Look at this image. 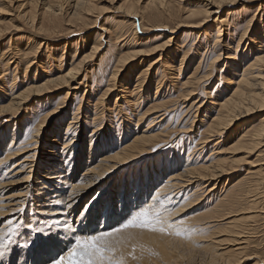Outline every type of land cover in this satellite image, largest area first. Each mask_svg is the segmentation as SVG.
Returning a JSON list of instances; mask_svg holds the SVG:
<instances>
[{"label":"bare ground","instance_id":"6f19581e","mask_svg":"<svg viewBox=\"0 0 264 264\" xmlns=\"http://www.w3.org/2000/svg\"><path fill=\"white\" fill-rule=\"evenodd\" d=\"M206 1L207 3L200 7V9L196 8L189 11L186 15L187 22H185L188 26L187 28H191L190 33L193 32V34H197L203 29V31H201L203 32V40L200 42L198 40L196 43H191L190 41L186 43L183 39L180 45H178L176 52L171 51L169 46L174 44L176 36L173 35L180 26H183L181 25L183 23L180 24L179 22V24H177L178 26L176 25V27L172 29L171 27H167L168 24L161 22L160 17L162 15L164 16L165 13H171V11H169L168 0H148L143 8V12H148L147 16H149L148 18L150 22H152V25L150 22V25L146 22L150 28L146 27L147 29H142V32H150L154 28L158 29L159 27H157V25H161L160 28L167 31L169 30L168 34H170H162L159 37L160 40H155L158 38L156 37L152 40L153 43L151 42V44H153L152 47L146 46V44L150 42L149 40L151 37H149L146 40L144 39L146 42L142 43L144 49L135 51L133 47L134 50H132L126 46L128 45V36H131V41L138 39L134 29L132 27L130 30L128 29V35L124 32L115 31L113 39L115 43L118 44L117 47L121 48L127 45L124 48V54L118 57L117 62L115 61L116 65L112 67L109 75L106 77L104 88L99 90L95 97L94 94H96V92L91 93L87 98L84 109L88 112L85 118L90 127L93 125L89 135H87V137H89L88 147L85 144V140L80 137V130L82 127L81 122L78 121V111L83 106V101L73 109L72 121L70 120L65 127H63L64 125L60 126L61 120L59 118L55 123L56 126L48 130L49 125H47L48 119L46 118L49 117V112L46 113V111L36 124L33 136H31L26 143L24 140L18 141V139L14 141L17 134H15V130H10L12 125H9L7 129L3 130V138L0 139V212L5 209L7 214L13 217L11 220L12 224L15 223L16 220H20L21 216L14 217L12 214L17 213V207H22L29 203V199L33 196L31 193L34 190L36 193L34 195H38V197H34L32 201H34L33 206L36 207L35 211H37L38 215H46L49 222L53 220L51 221L53 224L60 223L58 226L53 227V234H50L53 236L52 240L49 241L52 246L50 244L49 246L47 245V249L41 252V257L55 255L53 241L67 240L68 236H70L73 231L77 234H84L88 231L106 230L105 228L107 227L104 226L106 221L105 217H108L110 212L112 216L118 218L124 213L129 215L133 211H138L140 208L146 206L150 208L152 206V208L149 209L150 214L152 213L154 216L156 213H159L160 218L165 220L169 210H171L174 205L178 204V211L176 214L180 215L197 207V213L194 217L204 218V220H206L205 224L208 225L214 222L222 223L221 225L223 227L219 232L227 234L225 238H220V236H223L220 235L222 233L214 237L216 233H219L215 232V230L206 233L205 237L210 240L206 246L203 247L206 251L204 255L206 254L207 264H243L245 260H248L247 257L256 259L252 264H264V258L259 259L255 256L251 257L248 255H243L244 259L241 258L244 247L248 245L246 232H248L249 229L247 228L248 231H246L241 228V226L239 227V222L242 220L248 219V221L254 224L256 219H258L261 214H264V162H262L260 158L262 157L261 149L264 146V26H257L255 27L256 30L253 31L254 24H251L249 21V23L244 26L240 36H237L238 40H235L236 42L234 41L235 45L230 46L232 43L229 44L221 39L222 32L227 30L226 22L228 20L226 18L221 19L216 15L217 10L223 5L222 3L224 1ZM230 1L233 4L237 0ZM2 2L3 1H1V3ZM19 2L17 8H19V10L20 8L23 9L21 13L22 16L29 21L24 20L29 24L28 27L31 28L29 32L40 37V40H43V37L44 39L53 37L52 35L54 34H49V32L57 33L56 16L58 12H55V6H53L58 3L57 0H46V3L44 1L41 2L40 5H43V7L44 4L48 6L47 8L45 6L46 9H43V11L41 10L42 12L39 14H37L36 11L37 0H20ZM93 2V0H72L73 10H71L69 14L68 23L81 21L85 16L92 14L91 12L95 11V9L97 10L98 8H96ZM125 3L126 4L123 5L124 17L132 19L134 16L138 17V13L141 14L142 11L141 8L139 11L138 4L130 0L125 1ZM226 15H229V12ZM100 16L102 15H96L93 22L97 23ZM141 16H139V18H141ZM168 16H170V14ZM213 17L214 20L212 22H214L215 27L211 30L207 28L209 26L207 22ZM143 18L144 16L142 17V21H140L141 27L144 24ZM158 18L160 21H158ZM153 22L156 24H153ZM99 30L102 31V34L99 36L100 38H102L103 34H108L107 31L101 27ZM6 31L7 32H4V29H0L1 42L5 35L9 33L8 30ZM233 34V32H229V36L233 37ZM245 39L248 40L246 44ZM122 42L124 43L122 44ZM36 44L37 43H35V45ZM10 45L8 43L7 50L5 48L0 49V92L5 97H9L6 104L0 105V117L5 115L10 116L7 117V119L4 117L2 118H4L5 123L11 121L13 126H16L17 123L14 122L12 118H18L16 117L18 113L30 105V97L32 95L38 94L39 96L44 93L47 94L48 92L50 93L51 91L63 88V86L64 88L67 86L69 87L67 91L65 90L66 92L62 95L57 105L50 110L52 111L51 114L64 111L69 103L68 95L78 89L77 86L71 84L75 81V76L81 72L80 70L83 64L86 63L88 59H93L99 51V48H101V42L99 39H95L92 45L89 46V51L83 54L82 58L77 61V63H71L68 72L64 75L52 78L50 75H47V71L41 69L42 72L46 74L47 78L39 84L41 79L40 77H36L38 68L34 70L32 77H27V75L29 74V68L38 64L40 58L38 55L40 51L38 49L42 46V43L40 42L37 46H29L24 50H16L15 48L17 47L11 48V46L14 45ZM243 45L244 50L241 51V46ZM166 52V58L164 57L165 59H162L163 61L161 62L156 61L157 59H154V61L152 59L150 63L143 65V62L139 60L141 56L146 55L147 57L153 53H158L159 55L157 56L161 58ZM177 54L179 57H177ZM197 54L200 56L199 58L196 56ZM22 59L27 63L26 65L24 64L26 69L24 68L25 72L23 73L24 75L21 76L20 81L22 83L21 85L24 84L23 87L25 88L22 92L15 94L14 88L18 85L16 83L15 72L18 71ZM51 59L54 60L53 57H51ZM176 59H178V61ZM206 60H208L207 63ZM73 62L75 61L73 60ZM219 62H223V65L220 70L219 79L217 78L219 84L215 88L216 90L212 95L206 93L207 99L210 100L209 103H207L208 101L206 100L205 104H202L204 101L201 100L199 104H197V107H195L197 113L200 108L205 109V112L203 111L204 117L202 121L200 120V124L195 129L192 124L190 126L194 131L199 130V128L204 125V130L202 129V132L200 130L197 131L199 132L197 135L198 137L194 139L197 140V143L194 142L196 145L193 143L194 146L191 147V145H189L186 147L187 149L183 148L184 145L180 147L176 146V149L174 148L170 153L164 154L157 159L156 163L153 162V164L151 163V165L143 169L137 168L136 174L134 176L131 175L133 177L129 179L130 190L122 186L120 190L116 192L118 195L115 200H118V205L116 204L117 206L115 207V200H113V194L110 188L106 186V183L101 186L100 184L110 178L112 179L121 166L131 164L140 157L143 159L151 156L157 151H161L163 147L169 144L170 141H168L169 137L167 135L170 128L168 127V123H164V121L170 111V107H172L170 100L172 93L175 92V86L178 83L179 77L181 74H186L185 79L180 83V89H177V91L181 94L180 97L182 100L184 99L188 100V102H192L190 105L193 106L194 102L196 103V96L194 95L196 89L200 87L199 84L206 81L210 83V81H212L213 72L215 73L216 71L217 73L216 64ZM204 63H206V66ZM11 65L13 66L12 71L10 70ZM57 65L59 67V62ZM104 73L105 72L102 73V76ZM10 74L13 75L12 78L9 76ZM106 74L108 73L106 72ZM123 74L124 77H122ZM29 80H31L30 83H28ZM35 80L37 82H34ZM168 80H170L168 82L169 86H166ZM153 84L155 85L154 88L152 87ZM90 90L92 89L90 88ZM151 90L154 91L153 96H149L150 92L152 93ZM115 92L117 96L115 102H113V108L121 106V104L116 102L119 96L120 100H124V104H126L128 109H131L132 106L139 108L140 102L143 100H150L149 104L147 103L148 107L142 112L140 109L137 110L138 113L135 116L136 123L133 125L140 126L147 122L144 128L141 129V133H134L129 142L123 143L124 145L121 144L120 146L115 144L124 140L122 136L123 131H126V138L133 129L131 128V122L130 124L126 122L127 124H125L122 130H114L115 132L111 131L110 133H108L109 129L105 127V123H109V120L108 122L106 121L113 113L111 111L113 109L111 107V109H107V106L104 105V100ZM85 93L88 95V91ZM92 97H94L95 100H91L93 99ZM114 110L118 111L117 113L123 112V114H126L123 108ZM89 111L92 114L91 118V114L88 115ZM260 112L262 115L260 114L261 117L256 124L249 120L248 123L245 122L242 127L236 128L240 121L248 120V118ZM199 113L201 116V110ZM195 117L196 115L193 120L196 119ZM163 124H165V127H162ZM108 127L110 128V126ZM15 128H17V126ZM154 128L159 129L152 132L151 130ZM190 128L188 129L189 132ZM135 129H138V127ZM182 131L185 132L184 130ZM91 132L92 137H90ZM43 134H46V143L41 139ZM212 139H215L214 143ZM224 140L226 141L227 147L221 149L219 146ZM211 141L213 144L210 146L209 154L207 157H204L201 162L200 157ZM251 152L257 153L255 157V159H257L252 161L250 165L246 164L249 165L245 172L246 177H242L244 182L246 180L248 181L246 186L239 183L242 179L230 186L228 185L229 182H227L226 185L223 184L220 188V192L217 191L219 192L218 194H213L211 197L208 196L210 198L202 205L203 201L201 200L205 199L204 197L207 196L206 194L212 193L214 190L218 189V184L222 183L225 177L234 170L233 168H229L231 170L229 171V169L225 167L227 166L224 164L227 162H225V160L230 158L235 161V156L243 154L245 155L244 157H246V154H251ZM98 153H101V155L95 159ZM252 156H254V154ZM239 158L241 159L242 157ZM228 162H230V160ZM237 170L238 169H235V172H237ZM249 181L251 182L249 183ZM143 186L146 192H150V196L148 195L149 199L139 205L131 206L128 203L129 193L134 190L135 195H132L133 193L131 194L132 199L134 198L135 201L137 195H139L138 199H140V191ZM12 188L15 189L13 192L10 191ZM93 188H97V192L93 195L92 200L89 199V205H86L78 215H73L76 207L86 200V196ZM241 189H243V191L240 195H234L235 191L240 192ZM7 192H9V194H6ZM126 192H128V194ZM243 193L249 194V198L251 197L249 202L251 204L246 202L248 205L245 204V206H243L241 201L246 198H244ZM259 193H261V196ZM141 198L144 200L143 196H141ZM102 200H104V202ZM135 204L136 203H133V205ZM259 207L261 210L258 209ZM104 211L105 213H102ZM125 218L126 217L122 216L119 221L121 222ZM99 220L101 223L99 226H96L95 223ZM169 227L175 228L180 232L182 230L187 231L189 228L181 224H175ZM4 232H7L6 227H1L0 233ZM137 234H139L143 243L148 245L153 243L157 245L164 257L171 255V251V253L167 252V246H169L167 242H169V240H166L163 231H153L149 228H143L138 231ZM211 236L213 237L210 238ZM13 245H11V249ZM13 254L14 256H18V260L21 263H24L28 259L26 253L15 252L12 249L7 253L6 257L0 258V264H11L10 255ZM27 263L31 264L30 257Z\"/></svg>","mask_w":264,"mask_h":264},{"label":"rangeland","instance_id":"374dc122","mask_svg":"<svg viewBox=\"0 0 264 264\" xmlns=\"http://www.w3.org/2000/svg\"><path fill=\"white\" fill-rule=\"evenodd\" d=\"M1 1H3V2L1 3ZM19 1L18 0H0V3H1L0 4V29H2V30L4 29V32H7L6 30L9 31V33H7L5 35L2 42L0 41V49L5 48L7 50L8 43H9V45L10 44L14 45V46L10 45L11 48L17 47V48H15L16 50H18V49L24 50L25 48H27L29 46H33V45L37 46V44L39 45V43L41 42L42 46L38 49L40 51L38 54L40 56L38 64L30 67L28 70L29 74L27 75V77L28 76L32 77V75L34 74V70L36 68H38V70L36 71V73H37L36 77L37 78L40 77V79H41L39 84L45 78H47L46 74L43 73L42 70L47 71V75L48 76L50 75V77H52V78H55L59 75L66 74L70 68L71 63H74V64L77 63V61H79L82 58V55L86 54V52L89 51V48H90L89 46L92 45V42L95 41V39H99V41L101 42V46H100L101 48H99V51L96 53V56H94L93 59H88L87 62L83 64V66L80 70L81 72H79V74H77L75 76V78H74L75 81L71 84H74V86H77L79 90L78 89L74 90V92L72 94L68 95L69 103L67 104V108L64 111H60L59 113L51 114L52 111H50V110H52L53 107H55L57 105V103L61 99L62 95L67 91V89L69 87L66 86L64 88V86H63V88H60L56 91H51L50 93L48 92L47 94L44 93V94L39 95V96H38V94L32 95L30 97L31 98L30 99L31 100L30 105H28L24 110H21L18 113V115L16 116L18 118H15V119L12 118V120L17 123V125H16L17 128H15L16 126H13V124H11V121L8 123H5L4 118L7 119V117H10V116L5 115V116H2L4 118L0 117V136H1L0 139L3 138L2 137L4 134L3 130L7 129V127L9 125H12L10 130L11 131L15 130V134H17L15 136L14 141H16V139H18V141L24 140V142L26 143V141H29V138L31 136H33V133L35 131L34 128L36 127V124L38 123V121L41 119V117L44 115V113L46 111H47L46 113L49 112V114H48L49 117L46 118V119H48V122H47V125H49L48 130H50L56 126L55 123L59 120V118L61 120L60 126L64 125L63 127H65V125H67L68 122H70V120L72 121V112L74 111L73 109H75L80 104V102L82 103V101H83V103H82L83 106L78 111L79 112L78 121L81 122V127H82L80 130V132H81L80 137H82V139L85 140V144L88 147L89 137H87V135H89L90 129L93 127V125H92V127H90L87 124V119L85 118V115L88 111H86L84 109V106H86V101H87L88 96L91 93L96 92V94H94V97H95L98 94L99 90H102V88H104V85L106 83V77L109 75V72L112 69V67L114 65H116L118 57L121 54H124V52H125L124 48L127 44L128 45L126 47H129L132 50L135 49V51L136 50L138 51L139 49L140 50L144 49V46H142V43L146 42V41H144V39L146 40L147 38L151 37L149 40L150 41L149 44L147 43L146 46L152 47V45H153V44H151V42L153 43L152 40H154L156 37H158V38L155 40H158L162 34L170 35V34H168L169 30L168 31L163 30V28H160L161 25H157V27H159L158 29L154 28L150 32H142V29L150 28V26L148 27V24L150 22V20L148 18L149 16H147L148 12L147 11L143 12L144 11L143 8H144V6L148 0H130L131 2L133 1V3H135V4H138L137 6H138L139 11H140V8L142 11L141 14L140 13L137 14L138 17L134 16L132 19H128V18L123 16L124 15L123 5L126 4L125 1H128V0H93L94 1L93 4L96 5V8H98V9L97 10L95 9V11L91 12L92 14L85 16L81 21H76V22L70 23V24L68 23L69 21H67V20H69V14H70L71 10H73L72 9V0H57L58 3L53 5V6H55L54 7L55 12H58L57 13L58 18L56 16V24H57L56 26L58 28L57 27H56L57 29L55 28L57 33L49 32V34H52V33L54 34V35H52L53 37H49L50 39H44V37H43V40L42 39L40 40V37H37V36L33 35L31 32H29L30 31L29 29H31V28L28 27L29 24L27 22H25L27 19H25L22 16L21 10H23V9L20 8V10H19V8H17L18 4L20 3ZM37 1H38V3H37L36 11H37V14H39L40 12L43 11V9H46L48 5L44 4V7H43V5H40V3L43 1L46 3V0H37ZM223 1L225 3L224 2L222 3L223 5L217 10L216 15L219 16L221 19L226 18L228 20L226 22L227 30L226 31L224 30L222 32L221 39H223V41H225V42H228L229 44L232 43V44H230V46L235 45L234 43L238 40L237 36L238 35L240 36V34L243 31L244 26L247 23H249V21L251 22V24H254L253 31L256 30L255 27H257V26H264V0H237L233 4L231 3L230 0H223ZM168 2H169V8H170L169 11H171V13L169 12V13H165L164 16L162 15L160 17L161 22L168 24L167 27H171L172 29L175 28L176 25L179 24V22H180V24L183 23V24H181L183 26H180L178 28L177 32L173 35V36H176L174 39L175 45L172 44V46H169L170 50L176 52L178 45H180V43L183 41V39L185 40L186 43H189L188 41H190L191 43L192 42L196 43V41H198V40H199V42L202 41L203 40V38H202L203 32H201V31H203V29H201L200 32L197 34H193V32L190 33L191 28H187L188 26L185 22H187L186 21V18H187L186 15L189 11H191L192 9H196V8L200 9V7L204 6V4L207 3V1L206 0H168ZM45 6H46V8H45ZM258 6H259V8H258ZM228 12H229V15H226V14H228ZM167 14L168 15L170 14L171 17L168 16ZM96 15H102V16H100L98 18L97 23H94L93 20L96 18ZM139 16H141V18H139ZM143 16H144V18H143L144 24L142 23L143 26L141 27L140 21H142ZM138 19H139V21H138ZM168 19H169V21H168ZM210 19L211 20L207 22V24L209 25L207 28L213 30L215 27L214 22H212L214 20V17L210 18ZM160 20L158 18V21H160ZM150 23L152 25V22H150ZM99 24H101V25H99ZM153 24H156V23L153 22ZM88 25H90V26H88ZM100 27L105 29L108 33V34H103L102 38L99 37L102 34V31L99 30ZM131 27L134 29L135 34L137 35L138 39L131 41V36H128L127 37L128 43L121 48L117 47L118 44L115 43V40L113 39L115 31L124 32V33H126V35H128L127 34L128 29L130 30ZM12 28L13 29L15 28V29L13 30ZM17 30H19V31H17ZM229 32L234 33L233 37L229 36ZM48 36H50V35H48ZM251 37H252V33H251ZM38 38H39V40H38ZM8 40H9V42H8ZM124 42H122V44ZM247 42H248V40L245 39V44ZM35 43H37V44L35 45ZM45 43H46V46H45ZM131 43H133V44H131ZM139 43H141V44H139ZM133 47H134V49H133ZM242 50H244V45L241 46V51ZM74 54H75V56H74ZM157 55H159V54L153 53L152 55L147 56V57H146V55L141 56L139 60L143 62V65L150 63L152 61V59H153V61H154V59L155 60L157 59L156 61L161 62L166 58L167 52L165 53V55H162L161 58ZM196 56L198 58L200 57V56H198V54ZM51 57H53L54 60H52ZM177 57H179L178 54H177ZM70 59H72V60H70ZM73 60L75 62H73ZM176 60L178 61V59H176ZM58 62H59V67L57 65ZM207 62H208V60H206V63ZM206 63H204L205 66H206ZM24 64L26 65L27 63L24 59H22V63L18 69L19 72L18 71L15 72L16 83L18 84L16 86V88H14L15 94L22 92L25 88V87H23L24 84L21 85L22 83L20 82L21 76L24 75L23 73L25 72V69H26L25 68L26 66ZM55 64L57 65V67ZM50 65H51V67H50ZM216 65H217V73H216V71H215V73L213 72L212 81H210V83L208 81L203 82V83H201L203 85L199 84V86L201 88L198 87L196 89V93L194 94L196 96V98H195L196 103L194 102L193 106L190 105V103H192V102H188V100H184V99H183L184 100L183 101L180 97L181 94H179L178 93L179 91H177V89H180L181 81H183L185 79V76H186V74H181V76L178 79V83L175 86L176 87L175 92L172 93V97L170 100L172 103L171 104L172 107H170V109H169L170 111L168 112L167 117L165 118V121H164V123H166V122L168 123V127L170 128L169 129L170 131L167 135L169 137L168 141H170L169 144L166 145V147H163V149L161 151L159 150L151 156H148V157L143 158V159H142V157H140L139 159L134 160L131 164L121 166L120 168H118L117 173L115 174V176L112 179L110 178V179L106 180L105 182H102V184H100V186L104 185L105 183L107 184L106 186L110 188V191L113 194V200L116 199V197L118 195V193H116V192H118L122 186L129 188V185H130L129 179L136 174L137 168L143 169L144 167L151 165V163L153 164V162L156 163L157 159H159L164 154L170 153L171 151H173L174 148L176 149V146L180 147V146L184 145L183 148L187 149L186 147L189 145H191V147L194 146V144L196 145L197 140H194V139H197V137H198L197 135L199 132H197V131L200 130L202 132V129L204 130V125L201 126L202 128L200 127L199 130L193 131V128L195 129L200 124V122L202 121V118L204 117L205 109L200 108L201 114H202L200 116V113H199L200 110L197 113L195 107H197V104H199V102L201 100L204 101L202 104H205L206 100L208 101L207 103H209L210 100L207 99V94L212 95V93H214V91L216 90L215 88L219 84L218 79H219V75H220V70L222 69L223 62L222 63L219 62ZM10 70L11 71L13 70L12 65H11ZM103 72H105V73L102 76ZM106 72L108 74H106ZM9 76L12 78L13 75L10 74ZM122 77H124V74L122 75ZM122 77H120V78H122ZM169 81L170 80H168L166 82V86H169L168 85ZM30 82H31V80L28 81V83H30ZM34 82H37V81L35 80ZM76 84H78V85H76ZM8 85H10V84H8ZM152 87L154 88L155 85L153 84ZM90 88L92 90H90ZM84 89H85V92L88 91V95H87V93L84 92ZM117 89H118V87H117ZM117 93H118V91H117ZM117 93L115 92V93L111 94L109 97H106L104 100V105L107 106L106 108L107 109H111V108L113 109V110H111L113 113L110 115V118L107 119V121H106V122H108V120H109V123L108 124L105 123V125H106L105 127H107L109 129L108 133H110L111 131H114V130L115 131L122 130V128L125 127V124H127V123L130 124V122H131V126H132L131 128L133 129L132 130L133 133L131 131L130 134L128 135V137H126V138H125V136L127 134L125 133L126 131L123 129L124 131L122 133V136L124 137L123 138L124 140H121L117 144H115V145L120 146L121 144L124 145L125 143L129 142L132 139L131 136L134 133H137V132L141 133L140 132L141 129L144 128V126L146 125L147 122H145L144 124H142L140 126H135V125H133L136 123V117L135 116L138 113L137 110L140 109V111L142 112L148 107L147 105L149 104L150 100H143L142 102H140L141 104H140L139 108L132 106L131 109H128L126 104H124V100L123 99L120 100V96H119L118 100L116 102L121 104V106L117 107V108H113V105H114L113 102H115V98L117 96ZM153 94H154V91H152V93L150 92L149 96H151V95L153 96ZM94 97H92L93 99H91V100H95ZM8 98L9 97H7V96L5 97L0 92V105L6 104L8 102V100H7ZM41 100H43V101H41ZM173 105H175V106H173ZM119 108H123L126 114H123V112L117 113L118 111L114 110V109L119 110ZM132 109H133V111H132ZM105 113H107V112H105ZM89 114H91L90 111H89L88 115ZM260 114L262 115V113L260 112V113L254 114L251 117L252 119L248 118V120L240 121L241 123L239 122L237 124L238 126L236 128L242 127V125L245 122L248 123L249 120H250V122H253L256 124L258 122L259 118L261 117ZM88 115H87V117H88ZM104 115H106V114H104ZM195 115H196V117H195L196 119L193 120ZM91 116H92V114L90 115V118H91ZM120 117H122V118H120ZM192 121H193V123H192ZM191 124H192L193 128H190ZM108 126H110V128ZM57 127H59V126H57ZM136 127H138V129H135ZM162 127H165V124H163ZM188 127L190 128V132L188 130L189 129ZM116 128H117V130H116ZM158 129L154 128L151 131L155 132V130L157 131ZM163 129H165V128H163ZM179 130H181V131H179ZM182 130H184L185 132H183ZM187 131H188V133H187ZM90 135H91L90 137H92V132ZM45 136H46V134H43L41 136V139H42V141H44L46 143ZM214 140L215 139H212L213 143H214ZM212 141L210 142L211 144L209 143L207 145L204 153L200 157L201 162H202V159H204V157L208 156L209 149L211 148L210 146L213 144ZM194 142H196V143H194ZM219 147L221 149L226 148L227 147L226 141L224 140V142H221ZM261 152H262L261 156L263 158L262 157H260V158L262 159V162H264V146L262 147ZM253 154H254V156H252ZM256 154L257 153H255V152H251V154L250 153L246 154V157H244L245 155H243V154L239 155V156H235L234 157L235 161H233L230 158H227V160H225V162L226 161L227 162L224 164L227 165V166H225L227 169H229V168L234 169L231 172L232 174L229 173L228 176L225 177L224 181L222 183L218 184L219 185L218 189L214 190L212 193L206 194L207 196L204 197L205 199L201 200V201H203L202 205L204 203H206V200H208L213 194L214 195L218 194L220 192V188L223 186V184L226 185V183L229 182L230 184L228 183V185L230 186V185H233L238 180H241L242 177H246L245 176L246 175V173H245L246 169H248V166L250 165V163L252 161H255L257 159V158L255 159ZM99 155H101V153L100 154L98 153L95 156V159H97L99 157ZM239 157H242V158L240 159ZM243 158H246V159H243ZM200 160H198V161H200ZM229 160H230V162H228ZM240 160H241V162H240ZM232 161L234 162V164ZM236 162L239 164H237ZM246 164H249V165H246ZM230 169H229V171H231ZM235 169H238L237 172H235ZM131 175H133V176H131ZM125 177H126V179H125ZM241 181L239 183H242L243 185L246 186V183L248 181L246 180L244 182V179H242ZM250 182L251 181H249V183ZM12 189L10 191L13 192L15 189L14 188H12ZM129 190H130V188H129ZM217 191H219V192H217ZM242 191H243V189H241L240 192L235 191L234 195H236V194L240 195L242 193ZM33 192H34V190H33ZM33 192L31 193V195L33 194V196H31V198L29 199L30 201H28L29 203L25 204L22 207H17L16 208L17 213L13 212L14 214H12V215H14V217L21 216L20 220L17 218L18 220H16L15 223L9 224L8 221H11L13 217H11L9 214H7L5 209L0 212V228L6 227V230L8 231L9 227H12V226L19 224V223L23 224V226L20 229H18L19 235L13 236V239L16 240V243L12 246L13 251L26 253L28 259L30 257L31 264H48V263L50 264V262H47V261H49L50 256L41 257V252L44 249L46 250L47 247L49 246V244L51 245V243H49V241L52 240L53 236L50 234H53L52 233L53 227L58 226L60 223L59 224H57V223L53 224V222H51L53 220H50V222H49L48 221L49 219L47 218L46 215H43V216L38 215L37 211H35L36 207L33 206L34 201H32V200H34V197H38V195L35 196L34 194H36V193L35 192L33 193ZM95 192H97V188H93L89 192V194L86 196V200L84 202H82L79 206L76 207L73 215L74 214L78 215V213H80L81 210L86 205H89L88 201H89V199L92 200ZM260 192H261V190H260ZM126 193L128 194V192H126ZM6 194H9V192H7ZM131 194L135 195V191L132 190L128 195V197H129L128 203L131 206H136L137 204L139 205L140 203H142L144 201L146 202V200L149 199V196H150V192H146V190L144 189V186L140 191V199H138L139 195H137L135 197V201H134V198L132 199ZM144 195H145V197H144ZM243 195H244V198L245 197L246 198L244 199L242 197L244 200H242L241 202H242L243 206H245V204L250 203L249 200H251V197L249 198V196H248L249 194L247 195L246 193L245 194L243 193ZM259 195L261 196V193H259ZM141 196H143L144 200L141 198ZM208 196H210V197H208ZM102 201L104 202V200H102ZM132 201H134V202H132ZM133 203H136V204L133 205ZM116 204L118 205V200H115V207L117 206ZM90 205H91V203H90ZM258 206H259V204H258ZM260 207L258 209H260ZM151 208H152V206L149 209H151ZM177 208H178V204L174 205L171 208V210H169L165 220L161 219L162 223L157 226V227H163L164 228L163 235L165 236L166 240H169V242H167L169 245V246H167V252L171 251L173 254L170 252L171 255H168V257H164L163 253L160 251V248H158L157 245H155L153 243H150L149 245L143 243V241L141 240V237L139 236V234H137L138 231H140L143 228H129V229L124 230L123 233L118 234L119 236L125 238L123 240V243L121 245H119V252L123 253V256H124V264H144V263L145 264H207L206 263V261H207L206 254L204 255V252L206 253V251L204 250L203 247H205L206 244L208 243V241H210V240H208V238L205 237L206 233H209L212 230H215V232H219V230L222 229V227H223L221 225L222 223L214 222V223L208 225V224H205L206 220H204V218L202 219V218L194 217V215L197 213V209H196L197 207L195 209H192V210L187 211V212L180 214V215L176 214V212L178 211ZM21 209H23V211H21ZM102 213H105V211ZM129 215L127 213H124L122 216L126 217V218L120 222L119 219L122 216L116 218L115 216H112L111 212H110V215H108V217H105L106 221H105L104 226L107 227L105 229L111 230L114 227H118L121 223L126 221V219L129 217ZM151 215H152V213H151ZM241 222H243L244 224ZM241 222H239L240 225L238 224L239 227L241 226V228H243L246 231H248L247 228L249 229V231H248L249 233L246 232V237H248V238H246V239H248V242H247L248 245H246L244 247V249H243L244 251H243V253H241V255H242L241 258L244 259L243 255H248L251 257L255 256L259 259L264 258V224H263L264 223V214H261L260 217L258 219H256L254 224L252 222L248 221V219H246V220L244 219ZM100 223H101V221L99 220L95 223V225L99 226ZM28 224H31L32 227L31 228L27 227ZM175 224L176 225H180V224L185 225V226H188L189 228L187 231L182 230L180 232V231L176 230L175 228L169 227V226L175 225ZM34 229H39L40 231H34ZM192 231H193V233H192ZM91 232H93V231H88L86 233H91ZM220 233H222V232L216 233L214 235V237H217L218 234H220ZM220 235H223V236H220V238L222 239V238H225L227 234L222 233ZM212 237L213 236H211L210 238H212ZM26 242H27V247L24 246L26 244ZM140 245H143V246H140ZM242 246H244V245H242ZM133 257H135V258H133ZM10 258H11V264H30V263H27L28 259L24 263H21L18 260V256L17 255L14 256V254L10 255ZM247 259L248 260H245L243 262V264H252L254 261H256V259L249 258V257H247ZM175 261H177V262H175Z\"/></svg>","mask_w":264,"mask_h":264},{"label":"snow or ice","instance_id":"6c2138e0","mask_svg":"<svg viewBox=\"0 0 264 264\" xmlns=\"http://www.w3.org/2000/svg\"><path fill=\"white\" fill-rule=\"evenodd\" d=\"M161 223L159 213L153 216L148 207H143L130 213L125 222L111 230H94L84 234L73 231L67 240L53 241L55 255L49 257L50 264H124V256L119 252V245L125 238L118 234L129 228H149L162 232L164 228L157 227ZM22 226L23 224H16L9 227L7 232L0 233V258L6 257L12 250L11 245L16 243L13 236L19 235L18 229ZM27 227L31 228L32 225L28 224ZM24 246L27 247V242Z\"/></svg>","mask_w":264,"mask_h":264}]
</instances>
